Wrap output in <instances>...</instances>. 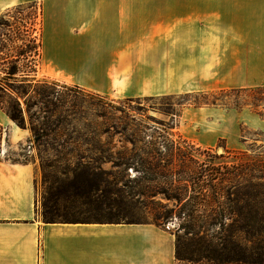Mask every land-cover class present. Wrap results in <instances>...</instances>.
Here are the masks:
<instances>
[{
    "label": "crops",
    "instance_id": "1",
    "mask_svg": "<svg viewBox=\"0 0 264 264\" xmlns=\"http://www.w3.org/2000/svg\"><path fill=\"white\" fill-rule=\"evenodd\" d=\"M36 2L39 77L119 98L264 85V0H0V18ZM5 122L28 137L0 109ZM38 174L0 159V264H179L174 231L153 220L45 221Z\"/></svg>",
    "mask_w": 264,
    "mask_h": 264
},
{
    "label": "trees",
    "instance_id": "2",
    "mask_svg": "<svg viewBox=\"0 0 264 264\" xmlns=\"http://www.w3.org/2000/svg\"><path fill=\"white\" fill-rule=\"evenodd\" d=\"M24 6L19 5L15 9L22 13ZM18 20L20 25L16 27V35L9 38V44L3 42L4 34H0V109L19 127H30L36 143L47 145L51 144L50 135L67 134L64 108L72 87L67 83L59 84L56 79L39 78L41 21L30 31L24 17ZM74 87L89 91L77 84ZM200 94L214 97L212 101L204 102L207 105L238 111L247 108L264 118V85L232 87ZM134 98L139 97L126 99ZM201 103L195 101L193 105L202 106ZM117 109L124 112L121 108ZM177 125L169 123L168 129H175ZM8 129L0 123V151L3 140L7 143L11 139ZM102 131L122 134L132 145L112 153L107 149L101 150L102 158L111 161L113 169H107L102 164L92 167L83 163L71 164L73 157L77 156L75 148L68 149L63 142L59 143V147H53L57 158L66 160L63 166L58 167L61 175L76 188L74 195L81 196V189L78 188L83 180L88 184L86 194L92 196L88 203L96 209L113 210L122 205L145 207L154 215L153 221L160 225H163L161 219H170L173 213L183 217L188 222L185 235L203 241L197 251L183 253L179 251L178 236L176 256L186 264H264V253L254 255L238 251L241 245L232 240V237L244 233L248 238L257 239L256 247L264 250V149L249 151L225 147L224 152L217 153L212 147L201 149L186 139L182 142L170 136L161 148L159 141L146 140L148 134L129 123H113ZM167 133L172 135L169 130ZM38 157L46 177L49 168L56 165L48 161L40 149ZM32 158L35 161L34 155ZM11 161L28 163V159ZM132 167L138 171L134 177L130 176L129 169ZM123 177L125 181H121ZM49 189V196L43 200L44 220L74 221L55 218L59 210L57 200L67 192L60 187ZM213 224H220L224 232L216 235V242L208 238L209 227Z\"/></svg>",
    "mask_w": 264,
    "mask_h": 264
},
{
    "label": "rangeland",
    "instance_id": "3",
    "mask_svg": "<svg viewBox=\"0 0 264 264\" xmlns=\"http://www.w3.org/2000/svg\"><path fill=\"white\" fill-rule=\"evenodd\" d=\"M21 11L22 13H18L14 8L7 11L0 18V34H4L2 36L4 43L9 44V38L16 35V27L20 25L19 17H24L27 20V27L30 31L32 28L39 26L41 21L40 3L25 4ZM6 33H9V35ZM39 78L45 79L46 77ZM56 81L59 84L65 83L60 80ZM67 85L72 87V90L68 91L67 107L64 108V125L66 126L65 132L67 134L61 136L50 135L48 139L51 144L39 145L35 142L31 128L27 127L29 135L24 140L15 141L13 137L7 143L3 140L1 144L0 159H28V163L38 164L39 174L36 178V188L38 210L43 219L44 197L49 196V188L60 187L67 194L57 200L59 210L55 216L56 219L81 220L96 216L101 219L154 220V215L145 207L122 205L121 208L113 210L94 208L91 205L92 203H88L92 199L90 198L92 196L86 194L88 184L81 180L78 188L81 189V196L74 195L73 191L76 188L59 171L60 167L58 166H63L66 160L58 159L56 149L53 147H59L60 142L65 143L68 149H76L77 156L73 157L71 164L83 163L91 167L102 164L107 169H113L112 162L102 158L101 150L107 149L109 153H112L122 149L124 146L132 147L126 141L124 135L109 134L102 131L104 127L113 123H119L120 125L129 123L133 127L144 130L148 134L146 140L155 139L159 141V147L161 148L167 137L170 136L182 142L186 139L193 143L195 147H200L201 149L212 147L217 153L224 152L225 147L249 151L264 149L263 117L247 108L238 111L225 106L207 105L204 102L212 101L214 97L200 94L232 87L190 93H174L160 97H139L128 100L126 98L101 96L89 91H81V89L74 87L75 84L67 83ZM195 101L202 102L203 109L201 111L203 112H201V115L191 114ZM117 107L123 109L124 112L118 110ZM181 110L184 111L183 116L179 117L178 114L181 113ZM172 122L178 123L177 127L168 129L169 123ZM4 125L7 126L9 124L5 122ZM7 127L9 128L10 126ZM167 130L172 135H169ZM9 131L11 134L10 128L8 133ZM143 133L141 132V135L144 136ZM138 144H141V142L138 141ZM39 149L48 161L56 165L49 168L46 177L40 167ZM33 155L35 156V161H33ZM129 171L130 176L134 177L138 174V171L133 167ZM121 181H125V178L123 177ZM161 222L174 231L176 238L180 236L179 251L183 253L185 251H197L203 243V241H197L190 235H185V226L188 222L183 217L173 213L170 219H161ZM209 229L208 238H213V241L216 242V235H221L219 233L222 232L220 224H213ZM232 240L241 245V249L238 251L252 252L254 255L264 253V250L256 247L258 245L257 239L248 238L244 233L232 237ZM186 263L179 261V264Z\"/></svg>",
    "mask_w": 264,
    "mask_h": 264
}]
</instances>
